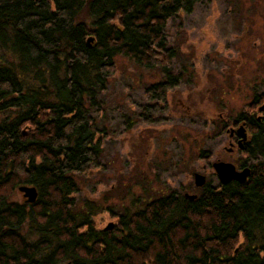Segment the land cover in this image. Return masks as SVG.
<instances>
[{"label":"trees","instance_id":"16d2710c","mask_svg":"<svg viewBox=\"0 0 264 264\" xmlns=\"http://www.w3.org/2000/svg\"><path fill=\"white\" fill-rule=\"evenodd\" d=\"M203 1L0 0V264H264V96L232 124L252 133L243 156L262 158L244 183L172 192L103 229L76 211L75 176L101 165L89 107L115 57L162 68L145 96L165 101L178 85L166 26ZM24 185L34 204L11 200Z\"/></svg>","mask_w":264,"mask_h":264},{"label":"rangeland","instance_id":"374dc122","mask_svg":"<svg viewBox=\"0 0 264 264\" xmlns=\"http://www.w3.org/2000/svg\"><path fill=\"white\" fill-rule=\"evenodd\" d=\"M165 35L178 75L165 101L145 96L149 86L165 81L162 68L117 55L99 95L101 110L87 105L103 152L100 167L75 176L73 198L76 211L100 229L172 192L196 195V173L219 186L215 162L240 169L262 159L243 156L237 142L230 150V132L264 96V0H205L192 13L171 19ZM6 117L5 112L0 120ZM11 200L26 202L19 190Z\"/></svg>","mask_w":264,"mask_h":264},{"label":"water","instance_id":"95a60500","mask_svg":"<svg viewBox=\"0 0 264 264\" xmlns=\"http://www.w3.org/2000/svg\"><path fill=\"white\" fill-rule=\"evenodd\" d=\"M260 110L263 111L264 106H262ZM237 132H238V139H239L238 147L239 149H243V143L247 141L248 139L245 124L240 125L237 129ZM213 167H214L216 174L218 175L220 184L222 185H227L231 181H237L239 183H244L245 181H247V179L250 177V174H251L250 167H244V168L238 169L233 163L225 162V161L215 162L213 164ZM194 177H195V184L197 187L201 188L207 184V180L204 175L196 173ZM19 191L24 194L26 202L29 204H34L38 200L39 192L37 188L34 186L24 185L19 188ZM185 196L191 199L197 198V195L186 194ZM103 220L104 219H101V221H99V224H101ZM64 264H72V263L67 262Z\"/></svg>","mask_w":264,"mask_h":264},{"label":"flooded vegetation","instance_id":"af4514ba","mask_svg":"<svg viewBox=\"0 0 264 264\" xmlns=\"http://www.w3.org/2000/svg\"><path fill=\"white\" fill-rule=\"evenodd\" d=\"M263 106H264V103H263ZM261 107L262 106L259 107L258 114H257V119H258L259 122L264 120V110L261 111L260 110ZM231 126H232L231 128L234 129V131L231 129L232 131L230 132L231 134H233V135L230 136V138H231V141H230L231 148H230V150H234L235 151V149L233 147L235 145V142L238 143V141H239L237 129H238V127L240 125L239 124H237V125L234 124V125H231ZM246 131H247V135H248V139L247 140H249L251 138V136H252V133L249 130L248 126H246ZM245 143H244V145H245ZM244 145H243V148H244Z\"/></svg>","mask_w":264,"mask_h":264}]
</instances>
